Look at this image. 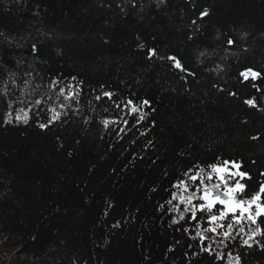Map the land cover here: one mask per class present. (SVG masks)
<instances>
[{"label": "trees", "instance_id": "16d2710c", "mask_svg": "<svg viewBox=\"0 0 264 264\" xmlns=\"http://www.w3.org/2000/svg\"><path fill=\"white\" fill-rule=\"evenodd\" d=\"M134 2L0 0V264H223L193 258L188 244L198 242L175 230L184 222L170 228L157 205L195 162L242 161L249 193L264 179V0ZM150 48L195 75L149 60ZM249 69L261 76L245 81ZM71 77L83 84L81 102L62 110L69 102L49 82ZM101 86L119 93L113 99L151 102L122 139L100 123L118 114L94 101ZM251 98L257 107L244 104ZM50 108L67 114L41 129ZM18 109L30 110L27 124L15 121ZM238 251L241 264H264L261 248Z\"/></svg>", "mask_w": 264, "mask_h": 264}, {"label": "snow or ice", "instance_id": "6c2138e0", "mask_svg": "<svg viewBox=\"0 0 264 264\" xmlns=\"http://www.w3.org/2000/svg\"><path fill=\"white\" fill-rule=\"evenodd\" d=\"M128 2L132 4V7H135L134 0H128ZM158 3H164V0H158ZM199 15L200 19L203 20L204 17L209 15L208 9H204ZM192 23L196 24V21L194 20ZM0 36H4V34L0 33ZM4 38L7 39V37ZM189 39H192V37L189 36ZM233 44V39L229 38L227 45L231 47ZM140 47L143 48L144 46L140 45ZM31 51L34 56L37 54L38 49L35 44L32 45ZM201 55H204V53H201ZM153 57L171 61L170 66L186 73V76L195 75L188 72L180 59L174 55L159 56L156 49L150 48L147 50V58L151 60ZM7 75L9 80H14L16 73L12 71L8 72ZM25 75L30 76L31 73ZM240 75L243 76L245 81L249 77L256 80L261 76L259 72L251 69L241 72ZM186 76L182 75L180 77L185 83H187ZM73 81H76V77H71L67 84H63V81L58 78H53L49 82V87L58 89V96L69 102L68 104L61 103L59 105L62 110L72 108V102L76 104L81 102L83 84L82 82L73 83ZM62 84L63 86H61ZM24 85L32 87V83L28 79H24ZM220 90L223 91V89ZM3 92L8 95L7 84H5ZM134 95L133 93L132 96ZM229 95L235 96L236 93H229ZM118 96L119 93L117 92L104 91L103 86H101L99 94H96V90H93V99L97 105L103 101L118 113L114 119L103 118L100 123L105 130L109 128L110 124L118 126L119 130L113 128V131L118 139H122L121 133L126 134V130H130L128 128L130 120L132 127L137 129L144 122L150 114L145 109L151 107V102L147 99L137 102L131 97L113 99V97ZM14 103L15 101L9 99V107H12ZM31 103L39 109L42 101L37 99ZM88 103L95 111L96 107L93 106L92 101L90 100ZM244 104L249 107L258 106L255 98L245 99ZM29 111L18 109L15 114V121L27 124L30 119ZM49 111L52 116L47 122L38 125L41 129H45L50 124L60 120L62 114H67L66 111L62 113L57 111L56 108H50ZM74 111L79 113L80 109L75 108ZM103 111L108 113L109 107H104ZM152 111H155V109H152ZM7 116L8 119L4 123H12L13 113L9 112ZM88 122L86 119L85 123ZM120 125L123 126L119 127ZM152 126H155V121H152ZM140 135L144 136L146 132L141 131ZM251 139L256 140L258 137L253 136ZM148 143L151 144V141H148ZM242 168V161L221 159L220 157L206 165L195 162L191 167L181 172L169 187L165 188V192L169 195L164 202L157 205V210L171 217L168 225L170 228L184 222L180 228L175 230H182L183 233L189 234V240L198 242L196 245L188 244L189 250L193 247L198 249L191 252L193 258L207 253L209 257H214L216 262L241 264L239 248L251 249L253 246H257L264 250V219H261L264 217V179H260L258 187L249 193L248 184L242 181L251 180L252 177L248 172L241 171ZM259 176L264 178V171H261ZM155 190L153 189V191ZM176 243H179V241H176ZM225 249H229L227 253H225ZM172 250L169 249V251ZM233 250L236 251L235 255H233ZM188 255L189 253L186 252L185 256Z\"/></svg>", "mask_w": 264, "mask_h": 264}]
</instances>
